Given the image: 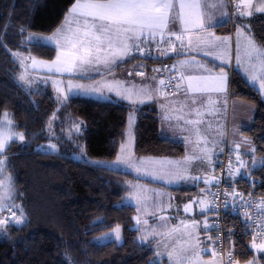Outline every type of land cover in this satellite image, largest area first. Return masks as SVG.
<instances>
[{
  "label": "trees",
  "instance_id": "trees-1",
  "mask_svg": "<svg viewBox=\"0 0 264 264\" xmlns=\"http://www.w3.org/2000/svg\"><path fill=\"white\" fill-rule=\"evenodd\" d=\"M76 1L0 0V119L5 112L10 113L16 128L26 132L29 139L27 145L13 141L4 154L14 201L22 205L27 217L22 224L11 222L0 228V264H163L158 261L154 246L140 241V231L135 226L136 207L124 201L130 189L128 182L135 175L74 156L83 151V146L90 158L115 160L126 142L133 110L137 116V156H184V143L161 134L157 105L134 107L116 98L72 96L59 113L81 120L82 130L71 138L64 133L56 138L48 131L58 107L54 91L50 86L29 91L18 81L21 65L16 53L47 61L54 60L58 53L54 46L27 41L29 34L56 32ZM248 22L254 37L264 47V14L253 16ZM223 29L232 31L229 23ZM131 62L146 67L135 72L144 69L147 76L156 69L160 77L159 60L145 59L134 50ZM232 81L234 95L238 90L236 95L252 104L255 112L251 126L242 133L249 143L242 155L250 173L237 177L234 174L230 191L239 199L264 197L263 95L240 73H234ZM56 139L59 150L40 148ZM255 160L257 164L253 166ZM197 189L192 184L171 189L177 206L192 199ZM211 215L213 220L212 211ZM245 218L226 214L229 255L225 264H230V260L246 264L257 257ZM117 226L123 229L122 244L95 240ZM257 258L264 264L262 254Z\"/></svg>",
  "mask_w": 264,
  "mask_h": 264
},
{
  "label": "crops",
  "instance_id": "crops-1",
  "mask_svg": "<svg viewBox=\"0 0 264 264\" xmlns=\"http://www.w3.org/2000/svg\"><path fill=\"white\" fill-rule=\"evenodd\" d=\"M241 1L234 31L223 29L228 24L227 0H121L119 12L113 16L110 12L112 0H77L59 27L60 29L67 22H71L72 15L82 11L88 14H80L88 17V24L83 28L85 32L97 29L99 21L114 20L116 24L119 22L123 35L132 40L124 50L120 48L119 59L112 66L92 74L91 79H86L101 88L110 83L120 84L119 80H114L117 67L121 70L123 65L131 63L135 44L139 41L161 37L167 33L185 37L188 51L184 57L178 59V95H164L159 73L154 69L146 77L137 80H133V76L129 79L128 70H125V74L119 73L122 85L115 92L117 95L108 96V100L116 98L133 106L155 103L160 113L161 134L185 145V155L179 158L140 157L135 153V144L133 146L130 157L137 162L139 171L136 170V173L130 171L131 169L126 170L135 175L128 182L130 189L126 203L136 207V218L142 214L144 220L150 219L154 222L148 226L145 222V227H148L146 231L151 235L162 237L166 234L165 227L176 232L184 225L181 221L184 210L176 206V196L171 189L192 184V178H203L200 185L195 184L198 187L195 196L204 195L209 208L205 213L212 219L209 196L215 189L223 147L229 142L236 155L239 154V159H243V149L249 148L242 133L252 124L254 108L252 104L240 101L232 94L231 83L234 73H240L249 84L260 88L258 90L261 93L264 91V47L254 37L248 22L253 16L264 14V0ZM99 6L108 7L105 16L94 11ZM101 12L103 13V9ZM74 25L76 26L73 27H78V24ZM59 29L49 36H54ZM48 45L57 48V56L60 54L62 48L57 44ZM98 48L100 51L101 48ZM249 49L257 50V60L252 61L248 54ZM57 56L49 62H55ZM104 56L105 60L94 64L95 67H108V53ZM67 63L72 67L77 64L84 66L77 58H72ZM134 66L136 69L146 68L144 64L137 62ZM50 87L54 89L52 85ZM239 102L245 108L243 111L246 110L241 117L238 109H235ZM230 115L232 124L235 125L232 130L228 129ZM143 166L146 167L145 171ZM247 170L250 172L249 168ZM160 212L164 213L163 219L157 217ZM209 230L212 238L202 242L200 253L211 257L216 251L211 225Z\"/></svg>",
  "mask_w": 264,
  "mask_h": 264
},
{
  "label": "rangeland",
  "instance_id": "rangeland-1",
  "mask_svg": "<svg viewBox=\"0 0 264 264\" xmlns=\"http://www.w3.org/2000/svg\"><path fill=\"white\" fill-rule=\"evenodd\" d=\"M119 2H121V0H112V2H110V12L112 13V16L119 12ZM102 7L103 8L99 6L98 9H95L94 11H99L98 13L105 16V14H107L108 7ZM102 9L103 13L101 12ZM80 14L88 15L82 11ZM80 14L76 13L72 15L73 17L71 18V22H67L65 26H62L54 36L50 37L49 35L29 34L27 39L29 42L57 44L59 48H62L55 62L51 63L47 60L42 61L35 57H30L29 55L25 56L26 54L23 53L15 54V57L19 60L21 65V71L18 74V81L27 90L33 91L38 88L48 87L51 85L54 88L53 91L57 99L58 107L55 114L51 118L48 131L50 130L52 136H55L56 138L57 136L60 137L62 133H64L66 138H71L74 133L79 134L82 130L83 122L81 120L74 119L71 116L62 117L59 113L72 96H86L100 100H108L110 98L108 97L110 96L109 94L117 95L115 92L118 91L119 86L122 85V82L119 79V73L125 74V70H128L127 72H129L130 75L128 76L129 79L132 76L134 77L133 80L140 79L137 71H134L136 66H134L133 62H131L126 66L123 65L124 68L120 66L122 71L118 69L119 67H117L115 73L116 77H114V80H119L120 84L110 83V85H105L104 88H101L94 82L86 80L89 77V79H91L92 74L101 72L104 68L106 70V68L112 66L114 61L119 59L118 55L120 48L121 50H124V48L130 45L132 40L127 39L123 35L119 22L116 24L114 20L111 22L106 20L103 22L99 21L98 27H96L97 22H95V27L97 29L87 33V31L85 32L83 28L86 24H88V17L81 16ZM99 19H101V17ZM74 23L78 24V27H73L76 26ZM151 38L153 40L157 39V37ZM136 45L137 43L135 44V47ZM98 46L101 48L100 51ZM261 49L263 50L262 47ZM106 53H108V67H95L94 64L101 63L105 60L104 54ZM259 53L261 54L260 50ZM248 54L252 61L257 60L256 58H258V56L256 49H249ZM72 58H77V60L82 62L84 66H81V64L74 65V67H72V65L69 66L67 62H70ZM136 61H139V59ZM115 74L112 72V75ZM80 77L82 79H79ZM231 89L233 90V83H231ZM258 89L261 90L260 88ZM237 91L238 90H236V94ZM236 94L235 96L240 99V101H246ZM262 95L264 100V91L262 92ZM243 108L244 106L242 103L238 104V107L236 106L235 108L238 109L240 117L245 115L246 110L243 111ZM136 120V112L133 110L129 117V128L126 142L122 145V149L120 150L121 152L115 160L102 161L90 158L85 152L83 146V151L80 150V154L78 153L74 155L75 158L78 160L88 161L96 166L125 171L131 169L130 171L136 172V170H138L137 162L132 160L130 157L133 153L132 149L135 144ZM234 127L235 125L232 124V116L230 115L228 129L232 130ZM241 132L242 131L239 133L241 134ZM13 141H18L22 145H27L29 143L26 132L16 128L11 114L5 112L0 119V228L6 227L7 224L11 222L22 224L24 222V216H26L22 205L14 201L12 178L5 166L6 158L4 154ZM76 146L78 147V145ZM40 148L43 150L57 151L60 149L59 139L51 141L47 145L41 146ZM237 157V162L235 164L236 177L242 173L244 175L249 174L250 172L247 170L248 166L245 164L247 160L244 161L241 158L239 159V154H237ZM256 164V160L253 161V166H256ZM144 168L146 167L143 166L142 169ZM148 169L150 168L148 167ZM202 180V177L192 178V184L200 185ZM124 201L126 202V198ZM207 206L208 205L204 195H197L192 199L187 200L186 204L181 206L184 210V216L181 217V221L184 225L176 232L174 229H168L165 227L164 230L166 234L162 235L161 233H158V235H162L163 238L158 237L155 234L151 235L149 231H146L148 227H145V222H147V226L154 222L150 219L147 221L146 219L144 220L145 217L141 214L140 217L138 216L136 218L135 223V226L140 231V241L145 244H152L157 252L158 261L163 264H225V259L217 253H214L211 257L200 253L202 242L205 243L206 240L210 241L212 238L209 230L212 219H210V215L208 216V214L205 213L209 210ZM162 212L157 215L159 219L160 217L162 219L164 218V213ZM203 230L204 232L201 234ZM95 240L98 243L117 242L118 244H122L124 242L123 229L121 226H117L112 230L102 233L96 237ZM211 247H213V245H211ZM253 249L257 257L261 254L264 256V242H253ZM257 257L251 261V264H260ZM229 263L234 264L231 260Z\"/></svg>",
  "mask_w": 264,
  "mask_h": 264
},
{
  "label": "built area",
  "instance_id": "built-area-1",
  "mask_svg": "<svg viewBox=\"0 0 264 264\" xmlns=\"http://www.w3.org/2000/svg\"><path fill=\"white\" fill-rule=\"evenodd\" d=\"M228 1V23L235 29L241 0ZM188 46L183 35L165 34L155 40L143 39L138 42L135 52L145 59L160 61V79L164 95L172 97L179 94L178 59L185 56ZM140 77L146 76L144 69L137 70ZM237 155L227 143L219 160L217 181L214 191L209 196L213 213L211 228L215 242V251L223 259L229 255L226 229V214L243 216L245 225L252 233L253 242H264V197L249 196L246 199L234 198L230 191L231 181L235 174Z\"/></svg>",
  "mask_w": 264,
  "mask_h": 264
}]
</instances>
